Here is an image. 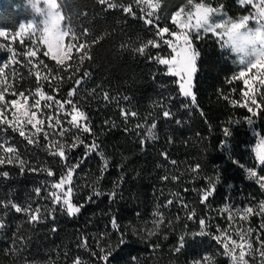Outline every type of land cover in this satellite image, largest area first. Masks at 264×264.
Here are the masks:
<instances>
[{"label": "trees", "instance_id": "16d2710c", "mask_svg": "<svg viewBox=\"0 0 264 264\" xmlns=\"http://www.w3.org/2000/svg\"><path fill=\"white\" fill-rule=\"evenodd\" d=\"M188 1L160 0L158 14L162 21L152 18L154 24L146 25L139 12L134 18L121 9L101 11L95 0H58L65 22L74 30L89 33L86 37L89 41L103 37L92 43L91 60L84 62L79 74L88 71L90 77L74 99L78 98L84 105L83 111L91 118L100 150L110 158V163L101 175L103 161L100 156L93 153L86 158L74 181L76 202L85 205L81 213L69 217L57 208L54 220L49 218L34 227L25 223V235L30 240L19 252L11 251L13 233L26 217L14 209L8 210V226L0 231V264H74L76 258L86 264H174L175 257L186 260L189 253L210 255L208 234H199L200 220H205L207 233L219 235L222 217L215 205L218 197L223 199L221 195H226L227 185L244 193L247 188L260 189L245 172V167H256V161L248 150L244 126L237 123L250 115L242 102L244 84L240 78L233 79L239 66L223 50L220 40L211 33L192 36V44L200 52L192 83L195 105L190 98L179 95L176 78L168 75L164 65L156 61L157 56H166L168 52V47L156 35L157 28L164 23L170 25L169 16ZM192 1L214 8L223 5L227 16L234 18L250 11L248 6L243 7L236 0ZM124 2L128 3V0ZM14 6L13 0H0V26L15 30L20 20L30 18L28 12ZM151 39H156L160 47L149 46L145 54L134 50ZM43 53L40 49L39 61L56 72V61ZM76 58L73 49L68 63ZM19 74L28 76L25 70ZM44 74H47L46 70ZM34 77L27 81L21 79L22 88L34 82ZM65 80L57 98L66 97L73 86L66 76ZM42 82L44 91L53 94L47 82ZM12 83L15 85L13 77ZM104 92L109 93L107 101L103 99ZM158 105L167 106L174 115L164 118ZM122 109L138 115L125 120ZM105 121L110 123L105 124ZM154 121L157 138L141 144L145 130L135 126L150 125ZM225 129L230 135H225ZM83 136L86 143H91L93 137L90 134ZM0 140L15 147L32 167L51 166L59 174V158L49 156L41 141L39 146L29 145L11 129L0 136ZM83 153L81 145L73 150L72 157L77 159ZM162 153H166L167 158ZM244 159L246 164H243ZM173 160L175 165L171 163ZM197 166L198 170L193 172ZM259 170L264 174V165L259 166ZM4 171L9 175L0 176V200H12L22 205L31 201L33 207H52L45 197L50 182L59 177H49L44 171H31L28 167L21 170L17 164L0 165V172ZM35 172L42 174L37 176ZM165 175L180 179L162 180ZM97 178H100L98 187L105 194L88 202L87 197L91 194L88 185ZM209 178L215 188L202 202L201 195L208 187ZM118 183L117 196L110 199L108 193ZM36 188L41 189L39 195L34 191ZM169 200L173 203L165 206ZM157 209L164 222L153 231V221L158 219L153 213ZM2 213L3 209H0ZM53 227L55 232L51 231ZM150 232L153 234L149 235ZM182 236L183 246L176 252ZM81 238L86 239V248L79 246ZM105 255H108L107 260L103 259Z\"/></svg>", "mask_w": 264, "mask_h": 264}, {"label": "snow or ice", "instance_id": "6c2138e0", "mask_svg": "<svg viewBox=\"0 0 264 264\" xmlns=\"http://www.w3.org/2000/svg\"><path fill=\"white\" fill-rule=\"evenodd\" d=\"M241 5H253V0H238ZM46 3L52 8L57 9L56 16L58 21L62 22L67 30L63 31V34L59 37H54L51 33L45 30L44 34H38L31 25H21L19 31L15 32L11 41L8 44L0 43V49H4L10 55L8 57L9 63L0 67V136L6 135L8 129L12 132H16L20 137L24 138L29 145H37L40 143V136L48 140V144L44 146V150L49 156L59 158L61 165V170L59 172V178L54 179L50 184L48 196L45 199L51 201L52 207H33L31 201L25 204H19L12 200H0V209H3V213L0 214V231L7 228L6 217L8 210L14 209L16 213H22L26 217V221H22L21 224L17 225L16 232L13 233V248L11 251L19 252L22 247L26 246V243L30 240V237L25 235L24 224L31 225L34 227L36 224L43 223L47 219H55V212L57 208L69 217H75L81 213L82 208H84L83 203H78L77 196L75 194V176L78 170L81 168L85 159L90 157L93 153H97L103 165L100 169L101 175L107 170L110 158L106 157L103 151L100 150V146L96 140V133L93 130V125L91 118L88 113L83 111L84 105L81 104L80 100L74 99L78 97L79 89L81 85L90 77L88 71H83L82 75H79L82 71V67L86 60H91V47L92 43L98 42L103 37H97L94 41H89L86 37L89 35L87 32L78 33L70 24L66 23V17L62 14L61 5L57 3V0H46ZM95 3L101 7V11H107L109 9H121L124 13L136 17V12L134 11V6L139 8L141 5H145V8H141V11H146V16H142L144 23L146 25H153L154 20L152 17L155 15V10L159 8V0H128L125 3L124 0H95ZM191 3V0H189ZM223 5L216 8L206 7L204 4L194 5L195 11L187 13L186 19H180L184 9H180L172 16V21L180 29L179 32L169 33L168 27L157 28L156 35L166 44L170 49V58H163L160 56L156 57V61L160 65L167 66V74L173 77L179 78V95L184 98H190L192 105L196 104V96L192 91V79L197 72V59L200 56V52L195 50L190 38L191 32L200 34H213L216 36L220 42L222 40V32L219 29H223L225 25L231 20L233 21L232 26L237 27L238 25L235 21H239L243 24H254L256 27L264 29V0H259L257 4L254 5L256 11L254 15H243L238 18L233 19L225 14L221 15V9ZM50 15L52 13H49ZM211 18L213 23L205 27L199 25V20L203 19L205 21ZM214 17H218L214 19ZM158 20L159 17L157 16ZM194 21V22H193ZM169 33L174 39H164V34ZM8 34L5 31L0 30V37L7 38ZM17 37L21 38V44H23V38L28 37L31 39L32 45L34 47L28 48L25 51H17L13 47L12 41H15ZM32 37H36L32 39ZM66 39L68 43H65ZM46 45L47 51L43 53L45 56H51V59L56 61L57 70L53 72V69L48 65L44 64L43 61H39L41 67H37L33 63L31 58L37 57V53L40 51V45ZM160 47V44L156 39L148 40L142 43L139 47L134 48V50L140 54H145V50L149 47ZM222 47V44H221ZM75 49L77 58L73 60L72 63H68L72 59V50ZM23 58L25 63L24 67H28V76H21L16 68L12 69V77L15 80V85L8 81V74L5 72V68L10 65H19L20 59ZM44 70L47 74H44ZM254 70V71H253ZM252 72L253 76L260 77L258 83L264 86V63L258 62L253 63L247 67L241 68L238 74H236L233 79L240 78L243 80L244 84L249 85V90L251 91V85L249 79L246 77V73ZM62 73L64 75H62ZM35 76V83L32 87H27L21 90L23 87L20 84V80L23 79L27 81L29 77ZM73 82V86L68 90L66 97L57 98V93L65 80ZM47 82V87L52 91L53 94H48L44 91L45 84L42 82ZM95 92V89L93 90ZM244 95L248 96L251 105H256V100L253 95H249L245 92ZM11 97L10 99L8 97ZM227 99V97H225ZM103 99L105 101L110 99L109 93H103ZM127 99V97H124ZM233 103H235L233 101ZM162 108V115L164 118H171L174 114L167 106L158 105ZM184 107H189V105H183ZM248 107V105H245ZM250 112L253 111L252 107H248ZM9 114L11 119L8 118ZM40 115V118L38 117ZM121 114L125 120L131 117H135L138 114L134 111L121 110ZM255 115V113H253ZM70 117V119H68ZM65 122L68 127H64ZM253 119L248 118L247 123L249 125L253 124ZM109 121H105V124H109ZM180 123V121H176ZM237 123H240L237 121ZM45 124L48 129H52V136L50 138L49 132L45 128ZM115 127V124H111ZM137 129H144L145 134L141 137L140 143L144 144L147 140H155L157 138L156 129L157 123L154 121L150 125L147 123L137 124L135 126ZM76 131L73 132L72 130ZM225 135H230L228 129H225ZM83 134H90L93 139L91 143H86ZM70 136V142L68 139H64L65 136ZM139 135V133H138ZM8 142L6 140H0V165L3 164H17L21 170L28 167L31 171H44L49 177H56L57 173L51 168V166L40 168L32 167L27 161L21 158L20 152L12 146H6ZM264 144V140L261 141ZM83 146L84 153L81 157L73 159V150ZM162 155L167 158L166 153ZM257 160L260 164L264 165V149L258 145L256 150ZM173 165L176 161H171ZM123 167V165H121ZM243 167V166H242ZM197 168H193L192 171L196 172ZM245 172L249 179H255L259 184L261 189H264V176H258L254 168H245ZM8 172H0V176L7 177ZM99 179L97 178L92 184L88 185L91 188V194L87 197V201L91 202L93 197H99L105 193L99 189ZM124 179L123 173L120 177V182L122 183ZM162 180H179V176L165 175L161 177ZM219 181V177L215 178ZM119 183L115 186L112 192L108 193L110 199H115L117 196V190ZM215 188L213 180L209 178L208 187L203 191L201 195L202 202L206 201L207 198L212 194V190ZM38 195L41 192L40 188L34 190ZM173 201H167L165 206L171 205ZM222 212L228 213V220L230 222L229 228L231 229L232 224H234L239 218L240 221H247L252 215L260 216L262 222L260 224V229L264 230V201H261L257 206H246L242 209H236V214L233 215L231 211V206L226 204L221 210ZM195 215V212L192 213ZM154 216L158 217L154 220V229L158 230L160 225L164 222V217L160 214L159 209L153 213ZM113 226L115 227V221H113ZM201 232L200 235H207L205 231L206 222L205 220H200ZM51 231L55 232L56 228L53 227ZM254 230L251 228L241 229L237 228L235 235L239 237V241L232 238L228 230H219L220 234L215 236L214 239L218 243L223 245L224 254L230 258L231 264H249L247 257L255 258V253L259 255V264H264V238L260 235L256 237V243H258V248H253V241L251 239L252 232ZM153 233L150 232L149 235ZM80 247H87L86 239L81 238L79 244ZM183 246V236L181 237V246L175 249L176 252H180ZM110 254V253H109ZM104 260L108 259V255L103 257ZM208 264H215L210 257H205ZM51 264V262H50ZM74 264H86L85 261L76 258ZM199 264V261H197Z\"/></svg>", "mask_w": 264, "mask_h": 264}, {"label": "rangeland", "instance_id": "374dc122", "mask_svg": "<svg viewBox=\"0 0 264 264\" xmlns=\"http://www.w3.org/2000/svg\"><path fill=\"white\" fill-rule=\"evenodd\" d=\"M13 1H14V5H15L14 8H20L21 10L26 11V9L24 7L23 0H13ZM236 1L238 2V0H236ZM258 2H259V0H253V5H246L250 9V11L246 14H242V15L239 14L235 18H238V17L243 16V15H254L255 11H256L254 5L257 4ZM159 3H160V0H159ZM196 4H202V3H200L199 1L193 2L191 0V3H189V1H188V2H185L182 6H180L177 11H179L182 8L184 9V13H182V16L180 17V19H186L187 13L194 12L195 11L194 5H196ZM204 5L206 7L214 8V6H211L209 4H204ZM241 6L245 7V5H241ZM141 8L146 9V6L141 5V7H139V8L134 6V11L136 13L137 12L141 13L143 16H146V11L142 12ZM176 12L172 13L171 16H169V18H170L169 20H170L171 24L168 25V24L164 23V25L161 27V28L168 27L169 33L180 31V29L177 27V25L175 23H173V21H172V16ZM222 14H225V11L223 9H221V15ZM157 16L159 17L158 9L155 10V15L152 18L156 19ZM226 16H227V13H226ZM216 18H218V17H214V19H216ZM232 18L235 19L234 17H232ZM28 20H25V21L20 20L17 23L18 25L16 26L15 30H10L7 27L0 26V30L5 31L8 34L7 38L0 37V43L8 44L11 41L12 35L15 32L19 31L20 26L26 24L28 22ZM158 20L160 22L162 21V19H160V18ZM250 25L255 26L254 24H250ZM169 33L164 34V39H174V37L170 36ZM201 33H203V32H201ZM194 34H197V33L191 32V34H190L191 40H192V36ZM214 37H216V36H214ZM35 38L36 37H32V39H35ZM12 44H13V47H15L17 49V51H21V52L25 51L28 48L34 47L32 45L31 39H29L28 37L23 38V44H21V38L20 37H17L15 41H12ZM39 47L44 52L47 51L46 45L41 44ZM170 53H171V49L168 47V52H167L166 56H162V57L163 58H170ZM9 55L10 54L7 51H5L4 49H0V67H3L4 64L9 63V61H8ZM19 59H20L19 65H10L8 68H5V72L8 74V81L11 83H12V69L13 68H16L18 72L25 70L28 73V71H29L28 67L23 66L25 63L24 59L22 57ZM31 59L33 60V63L37 65V67H41L38 63L39 62L38 53H37V57L31 58ZM164 67L167 69L166 65H164ZM239 71H241V67L238 68V73H239ZM166 72H167V70H166ZM246 77L250 81L251 91L249 90V85L244 84V82L242 80V84H244V90L242 93L243 94L242 95V97H243L242 102L244 103V105H248V107L253 108V111L250 112V115L248 118H252L254 122H253V124L249 125L247 123L248 118H245V119H242V121L240 123H242V125L244 126V129H245V132L247 133L246 138L248 141L247 143L249 144L248 150L251 151L253 154V157L256 161L255 162L256 167H245V168H254L256 170L258 176H264V174L260 173L259 166H261L262 164L259 163V161L257 160V156H256V150H257L258 145L261 147V149H264V144H261V141L264 140V86L259 85L258 81H259L260 77H258V76L254 77L252 72L246 73ZM175 78L177 80V86L179 87V78L178 77H175ZM34 83H35V80H34V82H31V84H29L28 87L34 86ZM192 83H193V79H192ZM23 89L24 88H22L21 90H23ZM245 92H248L249 95L254 96V98L256 100L255 106L251 105V103L248 99V96L244 95ZM8 98L10 99L11 97H8ZM253 113H255V115ZM8 118L11 119L10 114H9ZM37 118H40L39 114H38ZM68 119H70V117H68ZM64 127H68L66 122L64 124ZM45 128L49 132L50 138H54L52 136L53 130L48 129L46 124H45ZM72 131L75 132L76 130L73 129ZM14 133H16V132H14ZM16 134L19 135L18 133H16ZM64 139H68L70 142V136L66 135L64 137ZM40 141H41V143H44V145H46L49 142L48 140H46L43 137V135L40 136ZM6 146H11V145L9 143H7ZM246 163L247 162L244 159L243 164H246ZM59 172H60V170H59ZM35 173L37 176L42 174L41 172H35ZM57 177H59V174H57ZM253 180H255V179H253ZM52 182L53 181H51L50 184ZM225 193H226V195H221V197H224L223 199L218 197L217 202H216L217 204L215 205L217 210H219L218 211L219 216L222 217L221 218L222 221H220L221 229L222 230H228L229 234L232 236V238L237 240V241H239V237L237 235H235V231L237 228H241V229L251 228V229H253L254 231L252 232V236H251V239L253 241V248L254 249L258 248L259 245H258V243H256L257 235H260L261 238H264V230L260 229V224L262 222V218L260 216H256V215H252L247 221H240L239 218H237L236 222L234 224H232V227L230 229L229 228L230 222L227 218L228 213L222 212L221 210L224 208V206L226 204H228L231 206V211H232L233 215H235L236 209H242L243 207H246L249 205L257 206V205H259V203L261 201H264V189L260 188L259 190L255 191L254 189L251 190L250 188H247L246 193H244V192H241L240 190L239 191L233 190L230 185H227V190H225ZM258 225H259V227H258ZM260 230H262V231H260ZM219 234H220V232H219ZM215 236H217V235H214V234L213 235H211V234L207 235V239H208L209 243H211L210 248H211L212 254L208 255V253H203L200 255H194V253H189L186 260L178 259V257H175L174 259L176 262L175 263L173 262V263L174 264H197V261H199V264H208V261L205 259V257H210L211 260L215 262V264H231L230 258L224 254L223 245L218 243L217 240L214 239ZM254 255H255V258L246 256V259H248L249 264H259L258 253H255Z\"/></svg>", "mask_w": 264, "mask_h": 264}, {"label": "clouds", "instance_id": "9594fccd", "mask_svg": "<svg viewBox=\"0 0 264 264\" xmlns=\"http://www.w3.org/2000/svg\"><path fill=\"white\" fill-rule=\"evenodd\" d=\"M23 3L30 17L24 25H31L38 34H44L47 30L54 37H59L67 30L66 26L58 21L56 16L58 10L52 9L46 0H23ZM198 23L205 27L213 21L209 17L207 21L201 19ZM232 23L230 20L223 29H219L222 32L223 50L241 68L253 63H264V29L239 21H235L238 26L233 27Z\"/></svg>", "mask_w": 264, "mask_h": 264}]
</instances>
